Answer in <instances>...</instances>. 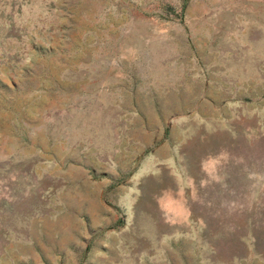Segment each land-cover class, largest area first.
I'll return each instance as SVG.
<instances>
[{"label": "rangeland", "instance_id": "374dc122", "mask_svg": "<svg viewBox=\"0 0 264 264\" xmlns=\"http://www.w3.org/2000/svg\"><path fill=\"white\" fill-rule=\"evenodd\" d=\"M0 264H264V0H0Z\"/></svg>", "mask_w": 264, "mask_h": 264}, {"label": "trees", "instance_id": "16d2710c", "mask_svg": "<svg viewBox=\"0 0 264 264\" xmlns=\"http://www.w3.org/2000/svg\"><path fill=\"white\" fill-rule=\"evenodd\" d=\"M182 1H183V3L185 4L186 0H182Z\"/></svg>", "mask_w": 264, "mask_h": 264}]
</instances>
